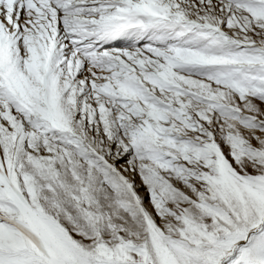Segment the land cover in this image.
I'll list each match as a JSON object with an SVG mask.
<instances>
[{"label": "snow or ice", "instance_id": "obj_1", "mask_svg": "<svg viewBox=\"0 0 264 264\" xmlns=\"http://www.w3.org/2000/svg\"><path fill=\"white\" fill-rule=\"evenodd\" d=\"M0 264H264V0H0Z\"/></svg>", "mask_w": 264, "mask_h": 264}]
</instances>
